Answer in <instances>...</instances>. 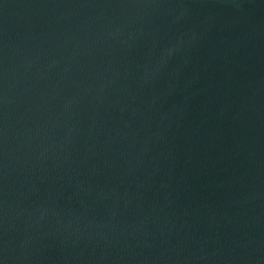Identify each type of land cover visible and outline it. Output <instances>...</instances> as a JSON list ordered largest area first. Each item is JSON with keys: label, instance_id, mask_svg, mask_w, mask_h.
<instances>
[{"label": "water", "instance_id": "obj_1", "mask_svg": "<svg viewBox=\"0 0 264 264\" xmlns=\"http://www.w3.org/2000/svg\"><path fill=\"white\" fill-rule=\"evenodd\" d=\"M0 264H264V0H0Z\"/></svg>", "mask_w": 264, "mask_h": 264}]
</instances>
